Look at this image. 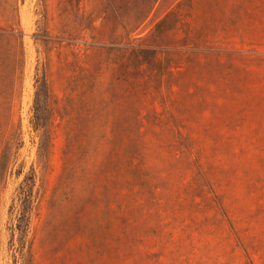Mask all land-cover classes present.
<instances>
[{
    "label": "rangeland",
    "instance_id": "1",
    "mask_svg": "<svg viewBox=\"0 0 264 264\" xmlns=\"http://www.w3.org/2000/svg\"><path fill=\"white\" fill-rule=\"evenodd\" d=\"M65 1L0 0V26L14 4L25 48L16 101L24 146L13 155L7 182L0 173V264H264V0H83L97 28L78 31ZM143 1L154 6L134 36L143 41L129 39L124 20L102 24L116 13L130 21ZM47 22L51 39L65 36L63 46L35 41ZM119 40L158 51V82L136 103L102 57L89 105H73L70 79L96 65L84 54ZM2 45L11 75L13 48ZM45 70L59 112L50 155L40 160L41 133L31 119ZM7 81L0 72V103ZM85 108L89 114L81 115ZM153 108L164 122L153 126L159 137L167 138L170 124L184 152L158 148V135L148 130L145 171L129 174L122 201L112 149H123V125L137 110L147 125ZM0 117L1 159L9 137ZM70 139L78 141L72 152ZM33 173L30 218L21 231L20 185ZM110 203L129 206L127 215L117 217Z\"/></svg>",
    "mask_w": 264,
    "mask_h": 264
},
{
    "label": "trees",
    "instance_id": "2",
    "mask_svg": "<svg viewBox=\"0 0 264 264\" xmlns=\"http://www.w3.org/2000/svg\"><path fill=\"white\" fill-rule=\"evenodd\" d=\"M16 1V0H14ZM83 0H66L65 2L71 6V11L75 14V17H78V22L75 23L78 27L77 31L82 29L81 26L86 28L96 29V22L98 19L92 18V16L87 15L85 17V13L83 12L82 7ZM152 2L146 4V2H142L139 6V13L142 11L141 15L139 13H135L130 21L127 17L124 19L121 17L122 15L113 14L112 18H108L107 16L102 17V24L104 21H108L114 25H119L120 20L123 21L122 28L128 32L129 39L135 36L136 31L141 28L144 21L152 12L153 8ZM169 12L167 16L170 14ZM47 13L45 19H47ZM99 18V17H97ZM165 19V18H164ZM161 20L157 24V30L161 28L162 25H165V20ZM6 26H0V72L1 78L8 80L6 85L2 88L4 90V94L2 95V100L0 103V114H3V122L6 123L7 131H8V143L6 144L2 157L0 159V173L3 177V181L7 182L8 173L10 166L14 162L13 155L20 151V149L24 146V139L22 135V127H21V119L18 110H16L17 104L16 101L20 97L21 88H22V78H23V64L25 61V48L22 41V29L20 25V20L18 16L17 8L14 4H10L8 8V12L5 15ZM77 21V20H76ZM39 24V23H38ZM88 24V25H85ZM86 26V27H85ZM43 31L35 33V41L39 42L42 45L47 46L50 43L59 44L63 46L65 41V36L57 35L56 39H51L48 33V22L41 28ZM72 27L71 30H73ZM70 30V32H71ZM144 40L145 38L134 37V40ZM118 40V39H117ZM11 43V47L13 48V65H12V73L9 75L7 71L3 68L4 62L2 60L5 51V47L2 43ZM187 45V44H184ZM92 50L90 53L87 52L84 54V57H88L94 61V68L91 69L89 66L81 67V72L79 74H74L72 79H70V88L71 95L70 98L73 100V105L76 104H85L89 105L87 101V96L89 93L93 92V87L96 85V81L100 75L101 68L99 67L102 62V57H106L107 60L110 61L111 64H114V71L118 74V79L128 87L129 95L134 98L136 103L140 100L141 95L146 94L149 89V85L151 81L156 80L158 82L159 72L162 70L163 63L158 55L157 50L150 49L146 47L143 43L140 45H130L124 43V41H112L110 44L108 43H100L93 44ZM77 58V55L75 54ZM81 60V58H78ZM155 71L157 73H155ZM76 73V71H74ZM169 73L173 74L171 70V66L169 67ZM183 73V71L181 72ZM56 97L51 89L48 73L45 70L43 76L37 77L36 80V93L33 104V117L31 119V124L36 132L41 133V142L38 149V154L40 160L42 158H48L51 152V148L53 146V128L56 122V116L59 111L56 109L55 101ZM75 104V105H76ZM81 110V107H78ZM150 114L152 117L148 119V126L144 123L143 118L141 117L140 111L137 110L135 121L129 125H123L126 131V135L120 138L124 145L123 149H118L114 147L112 149L113 154L116 155V158L112 161L113 165L117 169L115 174V182L118 184V191L115 192L118 198H122V201H126L128 197V193L124 192V190H129L126 186L131 184V180H129V174L133 171H138L140 174L145 171V163H144V155L151 148L149 145V140L147 137V131L155 132L158 135L156 142H160L158 144V148L167 147L171 149V151H181L184 152L183 144L181 142L180 135L177 134L174 127L169 124V131L167 138L162 140L160 136V131H157L155 127L164 126L163 119L161 117V112L157 110V108H153ZM89 114V111L85 108L81 111V115ZM1 118V117H0ZM146 126V128H145ZM80 128V127H79ZM145 128V130H143ZM185 128V127H184ZM84 135V134H83ZM117 136V135H116ZM115 137V136H114ZM188 140L195 141L193 138ZM191 141V142H192ZM74 142V140H73ZM86 142L85 140L83 141ZM78 143V141H77ZM76 143V144H77ZM75 144V145H76ZM75 145L70 142L68 144L69 152L74 150ZM193 145V142H192ZM126 151L127 154L122 156V152ZM36 184L35 173L25 176V179L20 185V201L21 208L20 217H19V230L23 231L24 228L28 226V219L30 218V204L32 203V196L34 192V187ZM121 184H124L122 187ZM114 204V203H113ZM110 211L117 217H125L127 215V211L129 206H126L124 203H119L115 208H112L111 203L109 205Z\"/></svg>",
    "mask_w": 264,
    "mask_h": 264
}]
</instances>
